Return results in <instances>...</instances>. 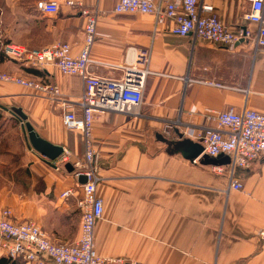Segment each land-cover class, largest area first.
Returning a JSON list of instances; mask_svg holds the SVG:
<instances>
[{
    "label": "crops",
    "instance_id": "1",
    "mask_svg": "<svg viewBox=\"0 0 264 264\" xmlns=\"http://www.w3.org/2000/svg\"><path fill=\"white\" fill-rule=\"evenodd\" d=\"M37 1L0 0V48L15 44L40 50L67 43L77 57L86 38L84 9L97 18L93 75L120 79V67L132 62L135 49L151 50L154 75L140 109L134 115L94 117L96 195L104 204L95 227L97 254L116 264H264V158L236 169L234 179L243 186L236 191L227 175L212 172L213 165L200 158L193 163L182 154L201 142L205 130L220 129L216 119L222 112L264 114V48L248 43L225 48L177 36L172 21L157 26L153 15L116 14L118 0H55L57 15L38 13ZM70 1L83 7L72 8ZM202 6L213 7L231 31H256L246 20L250 7L242 0H200ZM0 73L59 90L55 96L0 82V112L22 126L30 123L41 138L63 147L71 162H83L85 138L66 129L63 117H83L84 81L53 66L5 56ZM7 138L8 131L0 129V147ZM21 149L15 165L7 164L3 159L11 156L0 151V210L10 209L16 222L37 223L55 243H76L82 185L62 163L65 152L51 167L28 143ZM67 191L73 194L63 198Z\"/></svg>",
    "mask_w": 264,
    "mask_h": 264
},
{
    "label": "built area",
    "instance_id": "2",
    "mask_svg": "<svg viewBox=\"0 0 264 264\" xmlns=\"http://www.w3.org/2000/svg\"><path fill=\"white\" fill-rule=\"evenodd\" d=\"M250 7L246 20L256 25V31L241 28L228 29L213 13L211 6L199 7L200 0H118L114 12L118 15H153L156 25L173 22L171 32L215 44L234 48L240 43L252 44L257 49L264 48V0H242ZM72 8L83 7L81 3L68 2ZM36 10L42 15H57L60 5L55 0H38ZM85 43L79 56L72 54L67 43H58L40 49L30 50L20 45L4 44L1 50L5 57L37 67L53 66L63 75L80 77L85 84L81 97L83 117L68 113L63 124L69 131L81 132L86 141L83 162H71L64 151L61 161L71 163L76 179L86 177L82 185L79 208L82 212L81 234L76 243H55L33 221L16 222L10 209L0 210V256L20 260L25 264H116L113 259L99 256L95 249V227L104 212L103 200L96 195L100 181L97 168V153L94 148L92 131L96 113L134 115L143 103L144 92L150 70L151 50L137 48L132 62L120 67L123 76L117 80L97 77L90 72L91 48L96 41L97 18L86 10ZM0 82L15 84L58 96L56 87H49L31 80L0 73ZM220 129H207L199 137L204 154L211 158L229 157L227 166H212L218 176L227 175L229 186L236 191L242 184L234 179L237 168H249L253 162L264 158V114L256 111L236 112L229 109L217 116ZM197 163V160L193 161ZM73 193L67 191L62 196L68 198ZM264 235V234H262Z\"/></svg>",
    "mask_w": 264,
    "mask_h": 264
},
{
    "label": "water",
    "instance_id": "3",
    "mask_svg": "<svg viewBox=\"0 0 264 264\" xmlns=\"http://www.w3.org/2000/svg\"><path fill=\"white\" fill-rule=\"evenodd\" d=\"M20 120L23 121L25 119L22 118L21 116ZM23 130L28 145L32 149H34L38 154H40L45 159V162L48 165H50L51 167H55L53 162H55L63 155L64 152L63 147L53 145L48 141H46L45 139L41 138L30 123L23 124ZM182 154L186 159L191 160L192 162L200 158L201 159L200 161L202 163L210 164L213 166L230 163L229 157H220L218 159H214L209 157L208 155H203L204 147L202 146L201 143L192 144ZM66 168L69 172L74 171L71 164H67ZM79 182L81 185L86 184L87 183L86 177L81 176Z\"/></svg>",
    "mask_w": 264,
    "mask_h": 264
},
{
    "label": "rangeland",
    "instance_id": "4",
    "mask_svg": "<svg viewBox=\"0 0 264 264\" xmlns=\"http://www.w3.org/2000/svg\"><path fill=\"white\" fill-rule=\"evenodd\" d=\"M0 129L8 131V138L5 139L2 147H0V151L3 153L2 155H5L7 153L9 154V156H11V159L7 158L3 160H6V163L9 165H15L21 158V147H23V149L27 148V140L24 134L23 126L16 117L14 118V116H12L11 114L0 112ZM11 141L12 143L10 144Z\"/></svg>",
    "mask_w": 264,
    "mask_h": 264
},
{
    "label": "trees",
    "instance_id": "5",
    "mask_svg": "<svg viewBox=\"0 0 264 264\" xmlns=\"http://www.w3.org/2000/svg\"><path fill=\"white\" fill-rule=\"evenodd\" d=\"M4 45V44H3ZM4 56L1 48H0V59ZM0 264H25L20 260H12L9 258H6L4 256H0Z\"/></svg>",
    "mask_w": 264,
    "mask_h": 264
}]
</instances>
